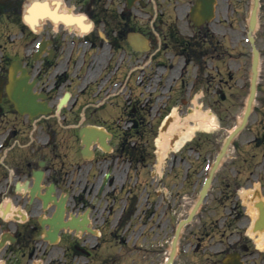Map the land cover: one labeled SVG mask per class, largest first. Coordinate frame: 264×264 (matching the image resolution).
I'll return each mask as SVG.
<instances>
[{
	"label": "flooded vegetation",
	"instance_id": "flooded-vegetation-1",
	"mask_svg": "<svg viewBox=\"0 0 264 264\" xmlns=\"http://www.w3.org/2000/svg\"><path fill=\"white\" fill-rule=\"evenodd\" d=\"M121 12L122 20H115L111 26L114 28L113 33L106 30L109 40L112 38V45L108 48L109 58L106 59L105 51L95 53L99 56L96 67L100 69L95 90L90 89L94 85L88 81L86 56L92 53L88 54L87 48L95 52L99 47L103 50L106 47L99 43L96 31H92L90 38H79L69 35L63 24L47 22L40 32L44 35L33 37L31 41L35 48L26 55L30 63L28 60L24 63L37 80L35 90L46 95L45 100L52 111L34 117L17 113L14 122L10 123L5 110L8 96L5 90L2 93L0 264H33L37 258L36 264H72L63 257H57L59 251L63 255L66 253L65 245L56 247L44 239L46 232L51 230V225L46 221L55 216L62 200H66V220L82 215L90 201L91 224H96L99 206L93 205V201L97 197L98 180L95 183L88 182V173L95 168L99 179L111 169L118 176L124 169L128 171L134 162L132 152L137 111L131 104L127 107V113L120 116L114 94L121 80L119 76L114 78V74H111L117 72L115 66L110 69L119 51L120 37L126 36L134 28L132 16H126L127 11L124 9ZM117 13L118 10L115 15L119 18ZM43 39L51 42L46 44L42 53L36 54L37 45ZM51 49L53 52H50ZM258 50L257 91L260 92V100L256 108L251 110V124L244 128L247 132L243 134L241 131L242 134L239 136V133L232 141L235 155L215 175L210 189L217 194L215 205L230 207L222 213L213 212L208 217L211 244L193 246L195 264H225L226 261L229 264H264V253L256 243L258 234L251 228V214L247 211V203L257 204L264 199V94L261 92V86L264 85V37L258 39ZM0 54L4 56L3 52ZM232 54H225L224 65L230 80L234 76L232 70L240 75L252 74V49L250 57H246L245 53H238L237 57ZM128 55L131 58L130 52ZM4 66L6 59L0 64V73ZM7 77H3L4 81H7ZM125 78H128L127 83L131 80L129 69L126 70ZM237 84L238 93L228 92L231 104L233 100L236 103L237 96V102L243 103L244 96H240L248 88L247 76ZM39 99L44 100L41 97ZM88 125L103 126L111 134L108 143L112 148L111 152H105L99 143H95L93 163L90 164L82 153L81 131ZM260 155L263 159L259 162ZM192 168L196 169L194 166ZM202 171L203 168L198 172ZM115 180L116 177H110L109 188L115 187ZM60 235L61 241L63 237L65 241L78 238L70 230H62ZM69 235L71 238H66ZM80 238L83 239V236ZM75 244L85 256L90 254L85 244ZM155 251L160 254L157 257L159 260L162 249ZM148 264H153V261L150 260Z\"/></svg>",
	"mask_w": 264,
	"mask_h": 264
},
{
	"label": "rangeland",
	"instance_id": "rangeland-1",
	"mask_svg": "<svg viewBox=\"0 0 264 264\" xmlns=\"http://www.w3.org/2000/svg\"><path fill=\"white\" fill-rule=\"evenodd\" d=\"M3 1L0 0V5ZM16 1L23 6L19 9L16 8L14 14H3L0 18V44L3 45L2 51L6 55V70L10 62L16 58L27 59L30 63L25 54H29L34 48L30 44L33 34L23 27L20 20L24 7L31 0ZM125 1L63 0L66 8L83 11L94 22L98 20L101 22L105 15L108 17L109 13L115 14L117 10L124 8ZM143 1L145 2L144 6L136 3L131 11L127 12V15L132 16L134 29L149 37L151 44V50L142 55V60L137 64L140 67L146 61L152 60L148 66L144 67L143 80H147L148 73L153 75L156 71L159 72V75H162V87L165 84L163 87L165 99L163 103L155 105L152 103L154 98H151L146 105L149 114L147 113L145 122V133L140 140L136 138V143L140 141L146 150L145 163H135L128 176L124 169L123 173L116 177L115 187L107 189L110 191L109 194L106 197L102 196L100 200H94V204L99 206L97 211L99 217L96 224L93 222V226L100 228L102 235L86 234L82 240L79 239L80 244H86L87 250H92L91 254L88 256L78 254L75 257L70 245V242H74L71 235L68 236L71 241L65 242L68 245L66 253L63 255L59 251L57 257H63L73 264L76 262L85 264L84 257H87L88 260L91 259L93 264H148L150 260L153 261V264L164 262L171 249V242L178 222L187 217L198 200L201 183L209 175V169L226 140L228 130L238 123L242 114V109L240 110L242 104L237 102L239 96L236 97V103L232 99L233 103L231 104L228 92L230 90L233 93H238L235 83H241L247 74L240 75L232 70L234 76L230 80L226 74L227 69L223 65H225V56L228 52L233 53L234 57H237L238 53H245L246 57H250L251 45L247 40L248 24L254 0H217L215 17L201 28H194L189 19V9L195 0ZM107 7L108 13L104 10ZM117 19V15H115L109 20L113 25ZM257 27L253 36L258 47V39L264 37L263 0L260 1ZM100 28L102 26L99 24L97 29ZM172 29L177 31L179 37L200 38V42H203L201 49L215 46L214 52L207 51L204 56L205 70L203 77L198 78L199 86L197 88L195 80L199 69L193 64L194 62L186 64L183 69V60L177 58L179 51L176 48H180L176 47L177 44L170 36ZM87 52L90 53V50ZM78 53H80V49H78ZM174 54L175 58H173ZM213 60L215 61L213 62ZM91 64L93 66L89 73L94 77L99 73V68L94 69L95 61ZM172 64L174 67L178 66L177 71H173ZM217 66L220 67L218 72L215 71ZM180 68L183 69L182 85L177 79V76L180 75L178 72ZM142 70L144 69L135 72L136 79ZM172 72L175 77H170ZM247 83L249 86L248 80ZM139 87L133 89V98H136L137 106L146 103L144 91ZM247 91L243 92L240 98L246 96ZM261 92L264 94V85L261 86ZM160 94L163 95V93ZM120 100L121 98L117 97L115 101ZM259 100L260 92L258 90L256 102ZM172 106H176L177 111L184 118L194 108L204 115H215L217 126L212 132L197 131L194 139L188 141L181 152L169 153L159 167L156 141L157 136L161 133L159 123L165 114H169L173 110ZM125 107L123 106L121 110ZM5 110L10 123L14 122L16 113L8 102ZM88 113L90 115L91 112ZM245 132L247 129L243 131V134ZM196 142L200 143V149L195 147ZM234 151L233 145L230 146L223 164H227L235 155ZM262 158L260 155L259 162ZM192 166L197 170L194 171ZM202 166L204 167L203 172L198 173V169H201ZM93 181L96 182V179L90 175L88 182L92 183ZM216 198L217 194L212 189L196 214L195 220L183 228L175 264H195L193 246L195 244H211V238L208 235V217L213 212L222 213L224 209L229 208L228 206L215 205L214 199ZM125 217L128 219L124 220ZM117 223L120 227L116 226ZM116 227L117 230H115ZM63 238L65 239V237ZM63 242L64 240L56 247L63 245ZM160 249H162V256L157 260L160 254L155 250Z\"/></svg>",
	"mask_w": 264,
	"mask_h": 264
},
{
	"label": "water",
	"instance_id": "water-1",
	"mask_svg": "<svg viewBox=\"0 0 264 264\" xmlns=\"http://www.w3.org/2000/svg\"><path fill=\"white\" fill-rule=\"evenodd\" d=\"M127 1H128L129 5H131L134 2V0H127ZM215 1L216 0H197V4L192 8V11H191L192 20L195 22V25L200 26L205 21L210 20L213 17ZM33 5L34 6H31L28 9V12H30V14L24 15V19L30 24V26L32 28H35V25L38 23L39 19L43 18L44 16H48L49 18L53 19L54 21L61 20L65 23H73V20L71 19L72 17H66V18L65 17H57V15H55V13H52L51 11H49L47 2H42V3L41 2H35ZM37 5H40L39 7H42V10L37 11L39 8V7H35ZM257 6H258V0H255V6L253 8V12H252V16H251V22H250V33L255 29ZM83 17L85 18L86 16H83ZM250 37H251V40L253 41V38L251 35H250ZM254 52H255V59H254L253 83L255 85L256 64H257V60H258V51L256 49H254ZM19 69L22 70V74L20 77H17V70H19ZM30 77L31 76L27 74L26 69L23 68L19 62H14L12 64V74L10 77V83L7 86L8 95H9L10 99L15 103L16 109L20 112H27L31 115H35V114L40 113V112H47V108L43 104L36 101L37 94L33 93V86H34L35 81L30 83L29 82ZM254 85L252 87V92H251V97L249 99V106H248L247 112H249V110H250V107H251L250 105H251V102L253 100V96L255 93V86ZM1 87H2V79L0 78V91H1ZM232 137H233V134L229 137L228 142L225 144V146L223 148V151L226 150V147H227V145H228V143ZM94 138H95L94 136H91L89 139L92 140ZM221 157H222V154L218 157V159L216 161V165L219 163ZM106 181H107V177L105 178L103 185L100 188V191L103 190L104 185L106 184ZM210 182H211V179L208 178L206 180L203 188H202L201 199L196 204V206L193 209V211L191 212L190 216L186 220H184L180 223V225L177 229V232H176V237L173 241V250L171 252V258H170V261L168 264H170V262L172 261V258L174 256L177 238L179 236L182 225L189 222L192 219V217H193L194 213L196 212L197 208L199 207L200 203L203 201V199L206 196L207 189L209 187ZM260 208H261L262 216H261L260 220L257 222V226L259 228H263L264 227V208L262 207L261 204H260ZM63 212H64V209L61 207L59 214L55 220L56 229L53 233H51L49 235V238L53 242L56 241L58 238V232H59L60 227H62V226L65 227L67 225H71V224L63 221ZM52 222H54V221H52ZM57 222H59V224H57Z\"/></svg>",
	"mask_w": 264,
	"mask_h": 264
},
{
	"label": "bare ground",
	"instance_id": "bare-ground-1",
	"mask_svg": "<svg viewBox=\"0 0 264 264\" xmlns=\"http://www.w3.org/2000/svg\"><path fill=\"white\" fill-rule=\"evenodd\" d=\"M45 19V18H44ZM76 29V28H75ZM134 45L138 47L145 46V42L141 37H133L132 39ZM173 120L169 125L168 129L164 132H161L157 137V153L159 158L158 166L160 167L163 160L167 157L170 151H176L184 143L191 140L197 129H202L205 131H212L217 126V117L208 114L204 115L198 109H195L189 113L185 118L180 115L176 108L172 111ZM194 123H191L193 122ZM196 123H198L196 125ZM174 135H178L174 144H171V138ZM248 211L254 218L258 216V211L255 209L253 203H247ZM258 246L264 250V234L260 233L259 238L257 239Z\"/></svg>",
	"mask_w": 264,
	"mask_h": 264
}]
</instances>
